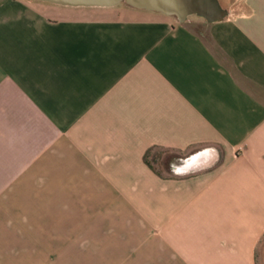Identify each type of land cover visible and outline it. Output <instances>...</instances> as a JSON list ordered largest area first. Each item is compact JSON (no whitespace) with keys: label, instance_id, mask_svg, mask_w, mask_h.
<instances>
[{"label":"crops","instance_id":"obj_1","mask_svg":"<svg viewBox=\"0 0 264 264\" xmlns=\"http://www.w3.org/2000/svg\"><path fill=\"white\" fill-rule=\"evenodd\" d=\"M218 1L0 0V264L264 263V0Z\"/></svg>","mask_w":264,"mask_h":264},{"label":"water","instance_id":"obj_2","mask_svg":"<svg viewBox=\"0 0 264 264\" xmlns=\"http://www.w3.org/2000/svg\"><path fill=\"white\" fill-rule=\"evenodd\" d=\"M65 6H112L125 2L135 8L152 10L174 16L183 22L190 15L202 18L210 23L222 19L226 10L218 0H38ZM264 260V253H263Z\"/></svg>","mask_w":264,"mask_h":264},{"label":"rangeland","instance_id":"obj_3","mask_svg":"<svg viewBox=\"0 0 264 264\" xmlns=\"http://www.w3.org/2000/svg\"><path fill=\"white\" fill-rule=\"evenodd\" d=\"M193 16V15H192ZM38 252L40 253V251L38 250ZM44 256H50L48 259L40 258L39 254L37 255V261L38 263L36 264H77L75 263L76 259H71L69 256H67L65 254L66 250L63 251V249L58 248V247H54L52 249H43L41 251ZM28 257L25 258H21L22 261L24 260H28ZM48 260V262H44V263H40L39 261H45ZM258 262L261 264H264L262 262V259H258ZM25 264V263H22ZM28 264V263H26Z\"/></svg>","mask_w":264,"mask_h":264}]
</instances>
